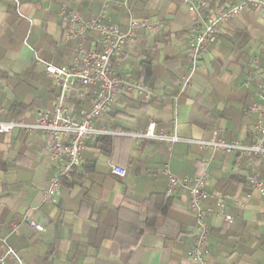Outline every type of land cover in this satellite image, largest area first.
<instances>
[{"label": "crops", "instance_id": "1", "mask_svg": "<svg viewBox=\"0 0 264 264\" xmlns=\"http://www.w3.org/2000/svg\"><path fill=\"white\" fill-rule=\"evenodd\" d=\"M210 9L241 0H202ZM0 0V120L32 123L51 109L57 87L45 68L68 66L74 43L65 38L62 8L89 21L104 2L121 30L130 19L161 25L139 30L119 60L114 76L142 82L149 99L135 89L121 92L97 127L122 135L86 140L81 165L63 181L51 201L44 200L54 164L44 151L45 136L0 134V255L3 242L26 264H197L190 258L194 219L187 192L166 195L168 166L178 178H195L207 165L205 207L215 212L220 195L230 197L224 213L206 215L208 250L204 264H264V197L250 193L246 161L210 154L194 146L168 145L129 136L153 124L156 133L209 140L212 132L229 142L247 141L256 115L244 111L256 101V82L243 87L252 60L264 66V17L249 10L224 22L220 35L188 74L186 50L194 14L183 0ZM88 34L85 47L95 46ZM94 94L69 99L70 115L81 118ZM113 164L124 178L110 173ZM264 181V160L255 163ZM43 227L41 232L27 221ZM6 264H13L7 261Z\"/></svg>", "mask_w": 264, "mask_h": 264}, {"label": "built area", "instance_id": "2", "mask_svg": "<svg viewBox=\"0 0 264 264\" xmlns=\"http://www.w3.org/2000/svg\"><path fill=\"white\" fill-rule=\"evenodd\" d=\"M18 9L17 0H10ZM186 10L194 14L192 34L187 45V76L181 82L182 89L191 81L198 70L200 60L207 49L217 41L221 27L227 20L245 14L252 10L264 17V0H241L237 3L222 6L216 10L210 9L207 2L202 0H183ZM62 15L67 19L68 29L65 35L67 41L74 43L71 53V62L68 66H46L45 72L54 82L58 91L51 109L39 111L32 123L23 120H0V134L13 135L23 132L28 136L41 134L45 136L44 151L54 164V174L43 193L44 200L52 201L56 196L61 181L68 178L71 172L82 163V152L86 140L102 137L122 135L113 129L97 127L93 121L104 117L115 105L118 95L127 90L135 89L139 94H144L149 99V93L142 82H131L114 76L112 64L119 60L126 46L132 42L139 30L151 34L160 29L161 25L152 23L145 18L130 19L126 30H121L112 23L108 16V4L104 2L97 16L85 21L73 9L62 8ZM96 36L95 46L92 49L85 47L88 34ZM256 82V101L247 107L245 115H256V119L249 131L247 141L235 139L226 142L218 137L217 132H212L209 140L182 138L177 134L167 135L156 133L153 124L145 131L129 134L135 140H157L168 145V149L181 143L194 146L200 151L210 154H228L243 158L250 170L248 184L250 193L246 196L249 200L252 194L264 197V181L255 169L257 160H264V66L260 65L259 57L252 60L251 69L243 82L244 88H249ZM94 94L89 111L83 112L81 118L76 119L70 115L69 99L75 95L80 99ZM3 111L0 110V114ZM207 165L195 178L180 179L165 166L161 174L167 178L166 195L171 197L177 192H187L188 209L194 219V242L190 258L197 264H204L208 250V226L205 216L216 214L223 216L229 222L231 217L224 213L227 195L217 198V209L212 212L205 207L210 199L206 191ZM110 173L118 178H124L126 171L116 165H109ZM27 224L34 230L41 232L43 227L34 221ZM0 264L11 261L13 264H26L14 249L3 242Z\"/></svg>", "mask_w": 264, "mask_h": 264}, {"label": "trees", "instance_id": "3", "mask_svg": "<svg viewBox=\"0 0 264 264\" xmlns=\"http://www.w3.org/2000/svg\"><path fill=\"white\" fill-rule=\"evenodd\" d=\"M94 139H99V138H94ZM73 173V171L71 172V174ZM71 174L69 175V177L68 178H65V179H63L62 181H61V183L63 182V181H65V180H67V179H69L70 178V176H71Z\"/></svg>", "mask_w": 264, "mask_h": 264}, {"label": "rangeland", "instance_id": "4", "mask_svg": "<svg viewBox=\"0 0 264 264\" xmlns=\"http://www.w3.org/2000/svg\"><path fill=\"white\" fill-rule=\"evenodd\" d=\"M263 180V179H262Z\"/></svg>", "mask_w": 264, "mask_h": 264}]
</instances>
